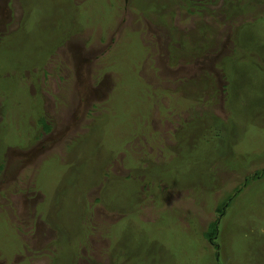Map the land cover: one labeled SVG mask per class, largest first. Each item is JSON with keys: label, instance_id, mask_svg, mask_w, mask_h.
<instances>
[{"label": "rangeland", "instance_id": "374dc122", "mask_svg": "<svg viewBox=\"0 0 264 264\" xmlns=\"http://www.w3.org/2000/svg\"><path fill=\"white\" fill-rule=\"evenodd\" d=\"M0 264H264V0H0Z\"/></svg>", "mask_w": 264, "mask_h": 264}, {"label": "trees", "instance_id": "16d2710c", "mask_svg": "<svg viewBox=\"0 0 264 264\" xmlns=\"http://www.w3.org/2000/svg\"><path fill=\"white\" fill-rule=\"evenodd\" d=\"M195 45H194V49L192 50L193 51V53L194 54H196L197 55V53L199 52V53H203L205 50H207L206 48H207V46L206 45H204L201 41H196L195 43H194ZM136 90V91H135ZM144 92H145V90H144V88H143V86H141L139 89H134V91H133V93H134V95H136L139 99H140V97H142L141 98V100L142 101H145V95H144ZM162 93H165V91H163ZM168 94H169V92H168ZM147 95L149 96V97H151L150 96V94L149 93H147ZM193 98L194 99H199L198 97H197V95L196 94H193ZM152 99L154 100H160V97H151V100L150 101H152ZM146 100H147V98H146ZM4 101H6V99L4 100ZM141 103H143V102H140L139 104H138V110H139V112H140V108H141V106H140V104ZM6 104V106H8V107H10V110H11V106H9V104L8 103H5ZM194 104H196L195 102L189 107V109H193L194 108ZM5 106V105H4ZM206 115H207V112L205 111V112H202V113H199V112H196L195 114H193V116L195 117V119L194 120H188V121H180L179 123H178V125H180L181 127H183V134L182 135H180V136H178L176 139H178L179 138V141L178 140H176V145L178 144V146H179V148L181 147V149L182 148H184L183 147V145H182V141L181 140H183L184 142H188V140H189V138L190 137H193V136H197L198 137V141H202V142H204V143H207V142H209V144H211V142L213 141V143L214 142H217V139L219 138V139H221L222 138V133H221V131H219L218 129L217 130H213L209 135H207V136H205L206 137V140L205 139H203V138H201V134H203L204 132H206L205 131V129H204V127H203V125L205 124V117H206ZM218 122H221L220 120H217ZM38 123L39 124H41L42 126H43V129H44V131H48L50 128H49V125L47 124V122H46V120H45V118L44 117H40L39 119H38ZM201 129V130H200ZM232 132H233V130H232ZM231 132V133H232ZM230 133V131L228 132V134ZM224 139H225V137H224ZM201 142V143H202ZM224 143H226L225 145H224V151H223V153H222V155L220 156V157H222V158H224L223 160L225 161L226 159H227V157L229 156L228 154H226V152L228 151L227 150V147H229V146H232V143H229V142H226V139H225V141H224ZM167 147H169V146H167ZM188 153V152H187ZM219 157V158H220ZM218 158V159H219ZM227 163H230V161L229 160H226V162L224 163V164H227ZM208 166H210L209 164L207 165V167ZM153 180H157V179H153ZM159 180V179H158ZM238 191V190H237ZM230 199H231V197L230 198H228V199H226L225 200V202L224 203H220L218 206H217V208H216V210H217V212L220 214H222V213H224V210H226V207L227 206H229L231 203L229 202L230 201ZM145 224V226L147 225L146 223H144ZM216 225H217V222L215 221V222H213L211 225H210V227H209V229H208V232H206V234H205V239H208V240H210V242L212 243V242H214V240L216 239V234H217V230H216ZM147 226H149V224L147 225ZM111 229H112V231H111ZM110 232H111V235H113V233H114V230H113V227L112 228H110ZM119 239V238H118ZM118 239H116V240H118Z\"/></svg>", "mask_w": 264, "mask_h": 264}]
</instances>
